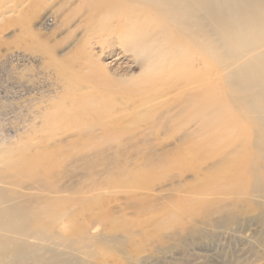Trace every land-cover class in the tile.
<instances>
[{
    "label": "rangeland",
    "instance_id": "rangeland-1",
    "mask_svg": "<svg viewBox=\"0 0 264 264\" xmlns=\"http://www.w3.org/2000/svg\"><path fill=\"white\" fill-rule=\"evenodd\" d=\"M83 6L0 0V186L14 189L16 165L43 160L38 167L51 168L67 189L58 233L73 240L81 228L80 252L51 244L41 249L44 264H264V152L254 121L236 107L229 119L212 120L213 131L185 138L184 123L161 119L185 84L157 88L154 97L135 85L86 80L70 87L78 76L100 77L80 65L92 52L86 42L92 38L98 51L100 40L115 45L111 39L119 36L114 25L90 35ZM114 49L101 57L112 69L122 54ZM122 73L140 82L138 67ZM216 86L219 94L228 90ZM102 95L110 104L104 111L97 104ZM88 125L108 134L112 147L104 153L116 159L117 173L113 163L104 171L97 161L92 167L74 160V141L104 139L80 135ZM23 141L34 150L23 151Z\"/></svg>",
    "mask_w": 264,
    "mask_h": 264
},
{
    "label": "bare ground",
    "instance_id": "bare-ground-1",
    "mask_svg": "<svg viewBox=\"0 0 264 264\" xmlns=\"http://www.w3.org/2000/svg\"><path fill=\"white\" fill-rule=\"evenodd\" d=\"M82 2L80 12L86 10L90 35L95 36L106 26L114 25L117 29L114 33L119 36L111 39L115 45L106 44L108 39L100 40L98 51L93 50L92 38L86 42L88 51L92 52L80 65L96 71L100 77L78 76V80L68 83L70 87L86 80L100 86L129 88L135 85L137 91L154 97L157 88L185 84V94L163 113L162 120L184 123L179 127L182 135L192 138L197 133L213 131L212 120L219 123L229 119L237 107L242 116L254 121L261 136L260 149L264 152V0ZM67 21L68 15L64 22ZM114 47H121L122 54L117 57L121 63L112 69V61H102L101 57L107 50L113 52ZM212 65L218 70L214 77L209 72ZM125 66L140 69V82H128L122 73ZM67 71L71 73L70 67ZM214 84L227 86L228 90L219 94ZM97 102L98 110L110 107L103 95ZM97 130L92 125L79 128L80 135L104 139L74 141L77 149L74 160L92 167L97 161L104 171L108 169L107 164L113 163L110 169L113 174L117 173L120 168L116 159L104 153L112 147L108 134L99 136ZM21 148L26 152L34 150L26 141L21 143ZM38 161L43 160L28 158L23 165H16L14 189L0 186V264H44L48 260L45 253H41L42 248L55 244L80 252L83 245L78 224L73 240L58 233L59 221L63 222L59 206L68 200L67 189L56 182L51 168L38 167ZM76 198L84 200L83 196ZM57 259L53 264H59Z\"/></svg>",
    "mask_w": 264,
    "mask_h": 264
}]
</instances>
